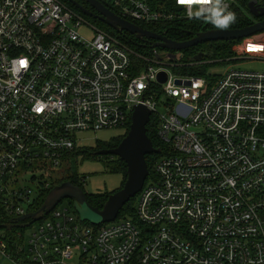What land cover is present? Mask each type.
<instances>
[{"label":"built area","instance_id":"built-area-1","mask_svg":"<svg viewBox=\"0 0 264 264\" xmlns=\"http://www.w3.org/2000/svg\"><path fill=\"white\" fill-rule=\"evenodd\" d=\"M107 2L139 26L216 9L214 0ZM222 3L226 13L238 0ZM260 34L236 42V58L264 61ZM184 53L134 52L60 0H0V256L13 264H264V71L178 72ZM138 104L150 110L161 149L131 216L94 225L60 201L27 226L3 227L30 221L16 218L77 158L68 154L83 147L81 133L126 131ZM16 173L37 185L34 194L12 186Z\"/></svg>","mask_w":264,"mask_h":264},{"label":"water","instance_id":"water-1","mask_svg":"<svg viewBox=\"0 0 264 264\" xmlns=\"http://www.w3.org/2000/svg\"><path fill=\"white\" fill-rule=\"evenodd\" d=\"M79 8L83 13L97 18L104 22L117 32L127 31L141 40L154 39L151 47H161L171 50H184L198 44L211 41H228L236 39H244L256 33L264 32V19L254 21L252 24L242 28H227V29H207L192 33L193 36L189 39L177 41L169 38L163 33L153 32L147 30L132 21L120 17L113 12L101 0H85L95 12L84 8L75 0H68ZM248 11L253 17L264 15V6H258L255 0H250L247 4ZM204 52H198L193 56L194 60H199L204 56ZM158 81L163 82L164 73H158ZM150 110L138 104L134 106L131 114V122L126 134L121 138L118 144L112 148L98 149L95 153L97 155H111L116 156L126 165V177L120 187L115 191L109 193L101 208L91 205L86 196V192L78 185L72 184L70 181H63L58 185L53 186L47 193L41 205L35 210L27 212L16 218V221H24L29 219L28 222H15L3 227L10 229L12 227H23L29 223L37 221L43 217L44 214L49 212L55 205L62 199L70 198L75 204L86 207L91 212L99 216L96 222L88 221L94 225H99L105 222L113 221L124 204L141 190L146 177L148 176L149 169L145 161V155L152 153H159L160 149L155 147L147 135L146 124L150 119ZM84 220L82 217H80Z\"/></svg>","mask_w":264,"mask_h":264},{"label":"trees","instance_id":"trees-1","mask_svg":"<svg viewBox=\"0 0 264 264\" xmlns=\"http://www.w3.org/2000/svg\"><path fill=\"white\" fill-rule=\"evenodd\" d=\"M60 1H62L69 8L73 9L74 11H76L77 13L82 15L85 19L90 18L95 23L99 24V26L94 24L95 26H97L100 29L104 30L105 32L117 37L118 39L123 41L125 44H127L129 47L133 46L136 49L143 48V49L148 50L151 47V44L155 41L154 39H149V40L138 39L134 35L130 34L127 31L117 32L116 30H114L113 28H111L110 26L105 24L104 22L100 21L99 19L91 17V16L83 13L79 8H77L70 1H68V0H60ZM75 1L78 2L80 5H82L84 8H87L90 11L95 12V9L93 7H91L89 5V3H87L85 0H75ZM101 1L103 3L108 4L107 0H101ZM249 1L250 0H238V5L233 9V11H231V13H234V15H235V21L233 23H231L228 28H242V27L250 25L254 22L253 16L252 17L249 16L248 12H247L248 11L247 4ZM149 2L153 7H157L159 5H163L164 7L165 6L170 7L171 5H173L174 0H149ZM212 17L213 16H211V17H195V18H188V19L172 20V21L167 22L165 24H163V23H156V24H152V25L140 24V26H142L143 28H145L147 30H150L153 32H158V33L160 32L159 31L160 29H158L157 26H159V27H161L162 30H166L165 35H167L169 38L177 40V41H182V40L189 39V37L191 36L192 33L204 31L207 29L217 28L212 23ZM240 40L241 39L228 40V41H214L216 43V45H215L213 53H210L209 51L205 50L204 48L199 47L198 45H201V44H198L196 46H192V47H189L187 49H184V51L188 52L185 54V56L188 58L187 61H191V60H193V56L196 53L201 51V52L205 53L203 56V59L205 57H207V55H209V54H212L213 57L225 58V57L230 55L231 45H233L236 42H239ZM211 42H213V41H211ZM202 44H204V43H202ZM196 69L197 70H196L195 74L201 75L203 72V69L200 67H199V70H198V68H196ZM146 128H147V135L151 139L153 145L155 147H158L161 149L159 140L156 137L155 123L153 122L152 118L149 119L148 123L146 124ZM126 132H125V134H126ZM125 134L118 137V139L116 140V145L118 144V142L121 140V138ZM112 145H113L112 143H108V142H105V143L104 142H98L93 147L83 146V147L77 148L76 150L70 152L68 154V156H70L72 158H75L76 156H79V155H83L84 157H93V156H102V157L109 156V157H111V155H109V154L97 155L95 152L99 148L102 149V148H105L107 146L109 147ZM156 156H157V153L145 155V161H146L147 167L149 169V174H148L147 178H149L152 175L151 162ZM116 158H117V161L113 165L112 170L122 173V175H123V180L121 181V184H122V182L125 180V177H126V165H125L124 161H122L118 157H116ZM72 161H73V159H72ZM72 171H71V173H72L71 176L68 178H65L63 180L70 181L72 184L78 185L79 187L82 188V184H84L82 182V180L85 179L86 176L84 174L78 173L76 169H74V170L72 169ZM56 183L58 184L57 181H56ZM49 190H50V188L40 191L37 198L35 199L34 204H32L30 206L29 211H35L41 205V203L45 199ZM107 195H108L107 193H94V194H87L86 193L88 202L91 205L96 206L98 208H101L103 206V204L107 198ZM66 199H67V204H69L73 209H75L73 199H70V198H66ZM135 201H136L135 197H133L128 202H126L124 204V206L122 207V209L119 211L118 217L121 215H124V214H128L131 216L133 214V211H134ZM61 202H62V200H61Z\"/></svg>","mask_w":264,"mask_h":264},{"label":"rangeland","instance_id":"rangeland-1","mask_svg":"<svg viewBox=\"0 0 264 264\" xmlns=\"http://www.w3.org/2000/svg\"><path fill=\"white\" fill-rule=\"evenodd\" d=\"M87 20L95 25H98L90 18ZM158 29L161 30V27L157 26ZM80 35L83 37H91V30L88 28H81L79 29ZM253 39H260L262 38V34L256 33L252 35ZM216 43L213 42H206L204 44L198 45L199 47L204 48L205 50L213 53ZM235 45H231L230 48V55L225 58H217L213 57L212 54L207 55L203 59H199L198 61H204L202 64H198V66H190L186 64L188 58L184 56V66L178 65L176 66V71L184 72V73H196V68L199 67L203 69L201 75L208 76L212 71H220L223 70L226 66L231 65L235 68L243 69V70H251V71H264V61L257 60V59H238L235 56L232 48ZM131 50L134 52L139 51L142 53H146V49H136L135 47H130ZM135 49V50H134ZM184 55L188 53L184 51ZM189 63V62H188ZM160 111H164V108H159ZM127 131V130H126ZM123 128H116V129H106L100 130L97 132H85L79 135V145L93 147L98 142H108V143H116V140L119 136L125 134L126 132ZM77 158L73 159L68 166L64 167L61 171L60 176L56 179L58 183L65 181L63 179L68 178L71 176L72 169H76L78 173L84 174L86 176L84 184H82L83 190L87 194H94V193H111L118 189L121 185V181L123 180V175L121 172L113 171L112 167L116 163L117 158L116 156H93V157H84L83 155L76 156ZM72 168V169H71ZM71 170V171H70ZM73 172V171H72ZM25 174H15L11 177V180L16 178L20 179L19 181L15 182L12 186L23 185L30 187L32 190V194L35 193L37 190V185L33 182L23 181L25 179ZM22 179V180H21ZM57 184V183H56ZM137 198V194L135 196V200ZM62 203H67V199H62ZM75 212L82 217L86 221L96 222L99 219V216L95 213L88 210L86 207H83L79 204H75ZM4 232V229L0 227V233ZM26 234L30 232V230L25 231ZM0 264H13L10 260L5 257L0 256Z\"/></svg>","mask_w":264,"mask_h":264},{"label":"clouds","instance_id":"clouds-1","mask_svg":"<svg viewBox=\"0 0 264 264\" xmlns=\"http://www.w3.org/2000/svg\"><path fill=\"white\" fill-rule=\"evenodd\" d=\"M216 9L213 13L212 23L220 29H227L231 23L235 21L234 13H225L226 5H223L222 0H214Z\"/></svg>","mask_w":264,"mask_h":264},{"label":"flooded vegetation","instance_id":"flooded-vegetation-1","mask_svg":"<svg viewBox=\"0 0 264 264\" xmlns=\"http://www.w3.org/2000/svg\"><path fill=\"white\" fill-rule=\"evenodd\" d=\"M253 19H254V21H259V20H262V19H264V15L263 16H259V17H253ZM167 36V35H166ZM193 36V34H191V36L189 37V38H191ZM113 145L112 146H107V147H105V148H111V147H114L115 145H116V143H112ZM100 149V148H99ZM58 184H60V183H58ZM58 184H54V185H52V186H55V185H58Z\"/></svg>","mask_w":264,"mask_h":264},{"label":"snow or ice","instance_id":"snow-or-ice-1","mask_svg":"<svg viewBox=\"0 0 264 264\" xmlns=\"http://www.w3.org/2000/svg\"><path fill=\"white\" fill-rule=\"evenodd\" d=\"M184 2H191V0H181V3H184ZM23 64V62H21Z\"/></svg>","mask_w":264,"mask_h":264}]
</instances>
